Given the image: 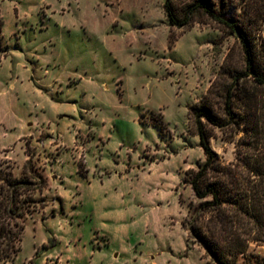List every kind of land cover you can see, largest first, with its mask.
Instances as JSON below:
<instances>
[{
	"label": "rangeland",
	"instance_id": "1",
	"mask_svg": "<svg viewBox=\"0 0 264 264\" xmlns=\"http://www.w3.org/2000/svg\"><path fill=\"white\" fill-rule=\"evenodd\" d=\"M164 3L0 0V172L46 181L0 264L209 263L183 226L199 203L186 172L206 159L189 108L244 58L206 17L171 26ZM211 131L233 161L235 144Z\"/></svg>",
	"mask_w": 264,
	"mask_h": 264
},
{
	"label": "trees",
	"instance_id": "2",
	"mask_svg": "<svg viewBox=\"0 0 264 264\" xmlns=\"http://www.w3.org/2000/svg\"><path fill=\"white\" fill-rule=\"evenodd\" d=\"M219 3L220 11L213 0L164 3L171 26L189 28L206 17L237 36L244 58L241 68L223 67L189 108L206 159L186 172L199 203L183 226L205 249L208 264H264V255L251 250L252 244L264 245V0H238L239 16L227 14L226 0ZM2 27L0 21V32ZM212 128L235 144L233 161L224 163L210 145ZM36 177L0 172V263L14 260L21 249L26 215L41 201L34 192L46 184L38 176V188Z\"/></svg>",
	"mask_w": 264,
	"mask_h": 264
},
{
	"label": "crops",
	"instance_id": "3",
	"mask_svg": "<svg viewBox=\"0 0 264 264\" xmlns=\"http://www.w3.org/2000/svg\"><path fill=\"white\" fill-rule=\"evenodd\" d=\"M0 148H2V147H0Z\"/></svg>",
	"mask_w": 264,
	"mask_h": 264
}]
</instances>
